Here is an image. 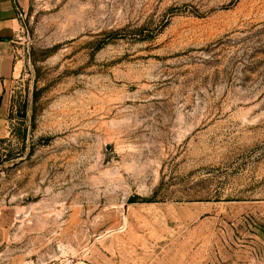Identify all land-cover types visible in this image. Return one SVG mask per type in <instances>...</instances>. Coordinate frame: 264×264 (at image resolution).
I'll list each match as a JSON object with an SVG mask.
<instances>
[{"label":"rangeland","instance_id":"rangeland-1","mask_svg":"<svg viewBox=\"0 0 264 264\" xmlns=\"http://www.w3.org/2000/svg\"><path fill=\"white\" fill-rule=\"evenodd\" d=\"M17 42L0 264H264V0H28Z\"/></svg>","mask_w":264,"mask_h":264},{"label":"crops","instance_id":"crops-1","mask_svg":"<svg viewBox=\"0 0 264 264\" xmlns=\"http://www.w3.org/2000/svg\"><path fill=\"white\" fill-rule=\"evenodd\" d=\"M27 7L28 0H0V139L9 133L8 91L22 76L17 39L21 31L20 14H24Z\"/></svg>","mask_w":264,"mask_h":264},{"label":"built area","instance_id":"built-area-1","mask_svg":"<svg viewBox=\"0 0 264 264\" xmlns=\"http://www.w3.org/2000/svg\"><path fill=\"white\" fill-rule=\"evenodd\" d=\"M23 15L24 14H20L21 23H22V20H23ZM70 263H72L71 260L70 261L69 260H65V261H63L62 264H70ZM24 264H30V263L29 262H25Z\"/></svg>","mask_w":264,"mask_h":264},{"label":"water","instance_id":"water-1","mask_svg":"<svg viewBox=\"0 0 264 264\" xmlns=\"http://www.w3.org/2000/svg\"><path fill=\"white\" fill-rule=\"evenodd\" d=\"M63 263V261H59L58 263H56V264H62Z\"/></svg>","mask_w":264,"mask_h":264},{"label":"trees","instance_id":"trees-1","mask_svg":"<svg viewBox=\"0 0 264 264\" xmlns=\"http://www.w3.org/2000/svg\"><path fill=\"white\" fill-rule=\"evenodd\" d=\"M130 203H134V201H133V200H131V201H130Z\"/></svg>","mask_w":264,"mask_h":264}]
</instances>
